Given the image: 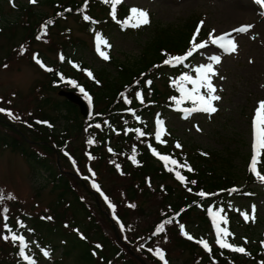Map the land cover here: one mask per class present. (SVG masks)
Returning <instances> with one entry per match:
<instances>
[{
	"label": "trees",
	"instance_id": "trees-1",
	"mask_svg": "<svg viewBox=\"0 0 264 264\" xmlns=\"http://www.w3.org/2000/svg\"><path fill=\"white\" fill-rule=\"evenodd\" d=\"M95 1L46 0V3L68 7L69 12L61 15H75L82 29L95 35L96 40L99 36L110 45L111 35L120 34L137 41L139 54L134 58H119L111 54L110 47L101 45L109 59L98 68H92L80 59L73 61L76 65L66 70L54 61L45 86L39 84L40 90L46 89V96L42 101H33L38 116L32 111L18 112L28 128L9 125L0 118V125L10 133L0 130V147L21 156L30 174L40 177L44 186H49L55 195L46 212L8 216L9 227L18 234L28 235L26 253L35 264L44 261L48 264H139L115 241L111 225L114 216L120 221L115 224L120 238L149 264H159V258L154 254L157 248L166 253L170 264L171 261L176 264L182 256L181 264H264V237L258 234L259 227L264 225V216H256V227L241 234L248 238L246 243L239 240L241 232L235 227L238 221L234 219L235 224L230 223L229 229L235 239L229 238L228 242L244 248V253L222 249L213 240L208 242L210 250L203 249L198 243L206 238L209 225H212L206 216V204L224 205V200L244 204L250 201L252 189L260 193L259 188L251 187L254 181L247 170L248 157L241 158V166L235 165V136L221 135V148L215 152L188 143V153L184 142L167 127L160 139H155L147 127L149 115L158 112V117H162L171 111L168 108L174 105V92L178 91L173 83L182 74L194 72L192 57L182 65L163 62L169 56L184 55L190 49L197 27L195 20L189 17L170 26L152 23L151 28L145 27L138 32L126 26H112L111 21L95 28L92 22H83L84 16L99 18L95 12L106 18L104 10L99 9ZM1 5L0 2V13ZM26 5H22L25 10ZM122 9L118 8V11ZM40 14L28 9L27 16L20 11L15 20V17L10 18L12 26H21L24 34L20 38L23 39L21 44L6 60L20 54L22 48L29 51L41 30L52 43H49V49L52 46L61 48L64 55L65 49L73 45L71 38L64 40L66 29L60 30L62 22L47 23L42 20L48 17L47 14ZM1 17L3 22L8 21L2 14ZM52 30L62 33L60 42L53 41ZM61 64L65 65L63 59ZM76 83L84 86L94 98L95 112L86 120L67 100L51 101L49 95V92L55 93L53 88L57 84L75 90ZM33 108L30 106L29 109ZM52 125L58 126V130H51ZM137 130L144 135H139ZM50 146L56 148L58 155ZM153 149L158 155L153 154ZM57 156L60 166L56 162ZM160 156L170 158L167 166ZM172 159L177 161L176 165L171 164ZM261 159L264 161V152ZM169 167L173 170L169 171ZM176 172L184 176L183 182ZM94 184L109 199L112 210L96 192ZM104 184H110L113 194L108 193ZM154 184L158 185L156 189ZM200 192L205 195L201 197ZM151 196L157 201L158 208L146 200ZM93 201L100 210L102 221L108 224L107 228L98 219ZM145 213V218L151 213L155 218L149 223L143 222ZM194 214L199 215L196 223L200 224L192 232L193 239L189 240L179 228ZM248 217L255 221V216ZM17 221L24 227L21 228ZM160 224H164V231L158 233L156 229ZM2 231L7 235L4 229ZM45 251L47 255H44ZM176 251L182 254L178 259L173 258ZM0 252V264H26L19 256L18 245L10 239L0 247Z\"/></svg>",
	"mask_w": 264,
	"mask_h": 264
},
{
	"label": "rangeland",
	"instance_id": "rangeland-1",
	"mask_svg": "<svg viewBox=\"0 0 264 264\" xmlns=\"http://www.w3.org/2000/svg\"><path fill=\"white\" fill-rule=\"evenodd\" d=\"M27 3L35 14L41 13L51 16L54 13L46 0H36L35 3H32L31 0H5L1 5V13L8 19L15 17V20L19 14L15 4L21 7ZM122 4L129 8L135 7L144 10L148 13L150 21L165 26L178 25L189 17L198 22L203 21L201 28L204 33L196 40L197 43L208 41L210 33L213 35L231 34L230 38L237 45L235 52L226 53L209 43L206 49L193 54L194 68L201 64L211 63L210 56L218 55L221 58L219 64H213L217 75L212 78V81L217 89L215 94L220 96V100L214 102L217 111L211 114L193 111L190 114L182 113L183 115L173 112L167 114L166 121L161 119L154 122V119L151 118L149 124L154 126V129L160 127L161 123L169 127L184 142L186 149H188L189 143L200 149L215 152L221 148L223 142L221 135H234V152L237 155L235 165L241 166L243 162L241 158L252 157V121L255 108L260 101H264V18L259 14L260 5L251 0H123ZM20 10L24 16H27L26 11ZM95 15L101 17L97 12ZM59 21L62 22L61 29L65 26L66 29L70 30L72 39L80 42L74 44L75 56L81 58L92 68H98L104 58L99 55L97 48H95L94 53L91 52L92 40L80 29L82 27L78 25L76 17L71 15L65 20ZM2 24L4 30L0 33V65L2 64L1 59L7 56L11 48L22 40L20 38L24 34L19 26L7 29L5 23ZM242 27H246L247 30L235 31ZM51 35L55 41L61 40L56 32H52ZM110 40L112 54L115 57L129 56L134 58L139 54L140 47L137 41L121 37L120 34H112ZM35 49L40 53L38 58L34 59L35 63L21 59L18 62H8L10 64L9 69H0V95L8 97L10 93H15L17 95L15 107L24 113L32 111L34 116H38V109L33 105V101H42L47 94L46 89L40 90L39 84L45 86L46 81H48V78L45 77L44 68H48L49 64L54 63L56 52L52 48L49 49L45 44H37ZM40 59H44V61L42 62ZM37 60L40 61V64L36 62ZM41 64L44 67H41ZM195 75L196 73H194ZM49 95L51 101L61 99L57 96V91L54 94L49 92ZM30 106L34 108L31 110L29 109ZM0 129L7 133L5 127L0 125ZM7 134L10 135V133ZM188 153H190L189 149ZM233 156L235 157L234 153ZM56 162L60 166L59 161L56 160ZM259 169L264 171V166L259 167ZM104 186L109 194H113L114 190L110 192V184L109 186L104 184ZM157 186L154 184L155 189ZM0 188H4L7 192H15L16 196L30 208H33L32 206L35 204L39 205L40 208H45L53 202L55 196L51 192V188L44 186L40 177L32 176L20 157L9 150L0 151ZM146 200L151 206L159 207L153 196ZM93 203L98 219L102 226L107 228L108 224L102 221L100 210L94 201ZM251 204L250 207L245 206L246 211H252L253 208L259 213V216H264V197L262 195ZM240 207L235 203L230 208V219L238 216L246 221L241 215ZM236 210L239 211L236 212ZM151 212L154 211L151 210ZM146 214L142 215L143 222L149 223L155 218L153 213L145 218ZM197 216L199 215L194 214L188 222L186 221L188 223L186 227L188 226L192 232L200 224L196 223L198 221ZM185 228L184 231L186 232ZM181 255L176 251L174 258L178 259ZM183 258L184 256L176 259V264H181Z\"/></svg>",
	"mask_w": 264,
	"mask_h": 264
},
{
	"label": "snow or ice",
	"instance_id": "snow-or-ice-1",
	"mask_svg": "<svg viewBox=\"0 0 264 264\" xmlns=\"http://www.w3.org/2000/svg\"><path fill=\"white\" fill-rule=\"evenodd\" d=\"M32 3H35L36 0H31ZM104 3H107L110 5V14L112 15L113 19H116V11L117 6L120 5L123 0H103ZM85 20H89L90 18L88 16H84ZM149 22L148 20V13L145 12L142 9L138 8H130L129 14L127 18L122 22L124 26H130V27H139L141 25L147 24ZM203 26V21L200 22V24L197 25L196 31L193 33L192 40L190 41L191 47L190 49L184 54V55H178V56H169L167 59L164 60V64L166 65H182L184 62L191 56H193L194 53L198 52L199 50L206 49L208 47V44L211 43L212 45H215L222 49L226 53H232L236 51V43L233 39L230 38V33H223L220 35H213L209 34L208 41L204 42H196L197 36L200 33V29ZM246 27H242L240 29H236L235 31L243 32L246 31ZM39 39V37H37ZM98 44H97V51L99 55L107 60L109 57L107 53L103 50H101V45L104 47H110L108 45L106 40H102L99 36H97ZM63 59V57H61ZM211 63L208 64H201L193 69V71L196 73L195 76L189 75L187 73L182 74L178 80L175 82L178 88V91L182 94L181 98L176 101V103L179 105L182 103L183 100H189L193 103L194 107L191 109H186L185 111L188 113H191L193 111H202L206 113H215L217 111L216 107L214 106V102L220 100V96L216 95L217 89L215 85L213 84L212 78L217 75L216 71L214 70L213 64H219L220 63V56H210L209 57ZM38 64H40V61H36ZM41 67H44L43 64H41ZM51 71V69H48ZM89 76H91V73H88ZM150 83V82H149ZM186 85H191V88H188ZM81 92H84L83 89H81ZM85 98L89 99L91 102L90 97H88V94L84 92ZM140 94L137 93V97L139 98ZM5 109L0 108V112H5ZM7 115L12 117L14 114L11 111H7ZM252 129H253V142H252V157L250 160V171L257 175L258 179L261 181H264V175H261L258 171V164L260 163V153L261 150H264V101H260L258 103V106L255 108V114L252 121ZM139 135L143 136V132H139L137 130ZM159 134L157 135V139H159ZM89 144L92 143L91 140L88 141ZM179 147V145H177ZM135 151V150H134ZM153 154L158 155L155 152V149H153ZM162 161L167 162L170 160L168 156H160L159 157ZM132 159L135 161V157L133 156ZM172 165H176L177 161L172 159L171 160ZM117 167H119L117 165ZM169 171H172L173 169L171 167L168 168ZM191 171V168L188 169ZM176 176L179 180L182 182L184 181V176H182L179 172H176ZM193 183H195L193 181ZM96 187V185H93ZM99 190V189H97ZM199 195L203 197L205 193L200 192ZM4 199H14V197L11 194H4L0 193V201H3ZM210 217L213 220V226L216 230V243L219 245L220 248L224 249H230L235 252L244 253L245 249L242 247H234L232 244L228 243L226 239L223 237H227L231 235L227 228H222L217 221V217L220 216L219 211H214L211 207L207 209ZM9 209L7 207L0 208V216H2L5 223L3 224V229L7 233V235H3L0 238L11 240L13 243L18 245L19 249V256L22 258V261L26 262V264H35V261L33 258L26 253V249L29 247V243L26 241L25 236L18 234L16 231H14L11 227H9V224L7 223ZM244 215V218L247 220L249 217L247 214L242 213ZM224 223H227V219L223 218ZM18 225L23 228V224L19 221H17ZM167 223V222H166ZM181 233L187 236V239L192 240L193 237L190 235H187V233L184 232V226L180 225ZM156 231L163 232L164 231V224H160ZM223 234V236L221 235ZM206 250L209 249V243L204 240L198 241ZM156 256L162 261H165L164 252L157 248L154 252ZM44 255H47V252H44ZM165 264H167V261H165Z\"/></svg>",
	"mask_w": 264,
	"mask_h": 264
},
{
	"label": "water",
	"instance_id": "water-1",
	"mask_svg": "<svg viewBox=\"0 0 264 264\" xmlns=\"http://www.w3.org/2000/svg\"><path fill=\"white\" fill-rule=\"evenodd\" d=\"M59 96H63L65 98H67L71 103L78 105L80 107L81 110V114L85 117L86 116V110L84 108V106L82 105V103L79 101V99L72 93L69 92H63L60 91Z\"/></svg>",
	"mask_w": 264,
	"mask_h": 264
},
{
	"label": "bare ground",
	"instance_id": "bare-ground-1",
	"mask_svg": "<svg viewBox=\"0 0 264 264\" xmlns=\"http://www.w3.org/2000/svg\"><path fill=\"white\" fill-rule=\"evenodd\" d=\"M242 4V3H241ZM246 5V4H245ZM245 5H242V6H245ZM238 6H240V5H238ZM247 7V6H246ZM260 7V6H259Z\"/></svg>",
	"mask_w": 264,
	"mask_h": 264
}]
</instances>
